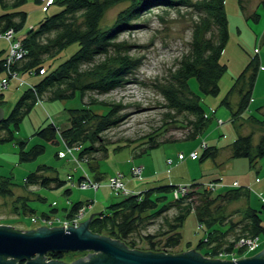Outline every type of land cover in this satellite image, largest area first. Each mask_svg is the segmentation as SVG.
Masks as SVG:
<instances>
[{"label":"rangeland","instance_id":"374dc122","mask_svg":"<svg viewBox=\"0 0 264 264\" xmlns=\"http://www.w3.org/2000/svg\"><path fill=\"white\" fill-rule=\"evenodd\" d=\"M129 4V1L124 0L108 7L99 21L101 29L112 26L118 13ZM15 9L26 12L23 27L18 33L13 32L15 37L19 38L28 29L36 27L43 17L60 11L62 3L52 0L46 5L44 0H26ZM224 9L227 16L228 39L221 53L220 62L225 63L227 68L218 78V92L216 94L202 93L198 89L195 78L191 76L188 79L189 88L200 96L198 101L206 116L203 131L192 138H186L189 126L185 123L183 112L177 113L167 109L160 93L170 82V70L174 69L180 55L186 52L192 39L193 26L197 24L200 14L194 9L184 7L179 10L165 11L161 8H153L139 17L134 22V26L117 32L118 40L127 42L130 54L139 61L138 65L128 72L119 85L106 93L98 94L89 90L83 97L85 102L95 99L98 102L120 105L110 115V118L116 119L115 125L100 133L101 140L109 141V152L106 157L98 161L99 169L103 172L98 189L80 188L75 183L76 179L82 175L81 167L82 165L85 167V163L78 159L82 164L79 168L75 162L77 159L74 157L77 156L74 146H69L60 135L55 138V142H49L37 137L34 133L37 128L49 122L55 123L59 128L67 127L69 125L68 109L83 107L79 92L77 91L74 97L69 99L42 97L33 103L18 127L13 129V139L0 142V181L5 180L6 184L10 183L11 185L8 184V186L12 191L11 195L0 194V224L17 229H35L42 225L64 227L60 221L68 219L65 213L71 202L76 200L82 201L83 206L85 205L83 213L77 220L82 222L89 217L90 213L95 212L91 215H97L106 210L111 202L120 198L118 193H114L115 191L106 185L108 175L120 171L121 179L128 190L127 194L120 195L137 193L141 191L139 190L141 188L166 183L174 184L176 187L185 186L186 191L181 193L182 195L191 189L194 182L202 183L211 193L244 186L248 206L257 212L259 222L264 227V154L256 158V162L250 163L246 157H229L228 147L237 134L252 132L254 141H257L258 136L264 132V122L260 124L256 120L247 119L249 113H255L257 106H261L258 119L264 115V37L262 35L264 5L262 0H224ZM253 11L258 14L257 20L250 17ZM7 47L8 41L0 37V58L5 57ZM76 47L77 44L72 43L56 57L46 58L43 61L44 68L32 73H18L17 78H11L7 85L0 89L4 100L1 105L4 114H8L22 91L36 84L45 73L64 62ZM254 56L258 69L250 93L252 101L248 104L249 112L244 110L241 116L239 114L240 117L238 116L232 122L230 121L231 110H235L238 100L237 92L235 90L231 92L232 84L250 58ZM81 68L86 71L84 66ZM250 72L248 70L247 74ZM94 79V77H85L82 83L85 84ZM176 89L181 95V100L187 102L188 99H193L192 94L186 89L179 87ZM226 95H228L229 105L222 101ZM88 107H91V112L98 114V118L103 116L107 109V106L101 104ZM166 112L170 113L166 114ZM219 120H221L220 123ZM147 135L153 136L157 141L163 139L167 141L159 142L156 147L138 153L144 146L142 137ZM202 140L219 148L216 158L200 159L199 143ZM19 141L24 142V151L36 143H42L44 150L31 160H21ZM116 145L121 147L116 149L114 148ZM68 148H72L71 153L68 152ZM192 150H197L195 159L189 157ZM179 154L181 158L178 157ZM168 157L172 159L173 164L169 172H166L169 167L166 164ZM43 164L46 165L45 174L47 175H56L61 178L72 175L71 179H67L65 186L70 188L69 194L64 193V186L48 189L33 184L25 185L24 177L34 171L38 165ZM138 164L142 165V169L140 176L136 177L130 167ZM210 180L216 183L220 181L222 184L208 188L207 183ZM233 182H237V185L234 186L233 184L236 183ZM156 196L157 199L162 197ZM179 196H173V193L166 195L164 201L157 203V208ZM24 205L30 206L33 210H23ZM244 205V199L240 198L225 203V208L222 210L227 220L238 221L241 218L238 209L243 208ZM152 212H145L143 215ZM175 212L176 208L171 206L152 218L143 219L137 229L130 234L135 241L134 249L146 251L150 246L149 243L153 242L154 247L158 248L157 251L163 253L175 254L193 248L205 258L235 260L252 256L263 248L264 232H260L259 235L252 237L257 239V244L252 249H249L247 243L238 245L240 242L238 239L234 244V250L229 253L218 251L216 255L205 254V245L198 243L202 238L205 240V226L198 224L194 211L185 216L182 225L178 228L181 234L179 243L173 247H164L162 244L168 234L160 235L159 233L168 229L165 222ZM47 218L51 223L44 222ZM226 225L225 227L215 226L223 230ZM235 232H237L235 229L230 231L233 234ZM231 235L229 234V237ZM164 248L169 251L163 250ZM88 252L96 253L93 250H70L66 252L62 260L71 262L85 256ZM45 259L49 260L46 256ZM86 259L88 258H83V260Z\"/></svg>","mask_w":264,"mask_h":264},{"label":"trees","instance_id":"16d2710c","mask_svg":"<svg viewBox=\"0 0 264 264\" xmlns=\"http://www.w3.org/2000/svg\"><path fill=\"white\" fill-rule=\"evenodd\" d=\"M25 1L0 0V32L7 29H12L15 33L19 32L23 27L26 12L15 8H18ZM57 1L62 3L60 11L43 17L36 27L28 29L24 35L19 36L24 53L10 68L19 73H32L44 68L43 61L46 58L56 57L70 44L76 43L77 47L64 62L45 73L36 84H32L31 87L22 91L8 114H4V118L0 121V142L13 139V129L18 127L19 122L35 101L42 97L69 99L74 97L78 91L83 107L68 109L69 125L67 127L59 128L55 123L49 122L37 128L34 133L44 141L55 142V138L60 135L69 146L78 145L76 156L85 163L86 168L81 165L86 174L96 181L102 179L103 172L99 169L98 161L108 155L109 141L101 140L100 133L115 125L116 119L110 118V115L120 105L119 103L98 102L95 99H89L85 102L83 97L85 92L89 90L98 94L106 93L119 85L128 72L138 65L139 61L130 54L127 42L118 40V30H126L134 26V22L139 17L153 8H161L165 11L168 9L179 10L184 7L194 9L200 14L197 24L193 26L192 39L186 52L180 55L174 69L170 70V82L160 93L165 100L164 106L167 109L177 113L183 112L185 123L189 126L186 138H192L203 131L206 116L198 101L200 96L189 88L188 79L193 76L202 93L216 94L218 92V78L227 68L225 63L220 62L221 53L228 39L224 0H125L129 1L130 4L118 13L115 23L106 29H101L99 26L104 11L115 3L124 0ZM262 5H264V0H262ZM250 17L257 20V12L253 11ZM262 35L264 37V27ZM82 66L86 68V71L81 68ZM257 69L258 63L254 56L250 58L232 84L231 92L235 90L238 94L235 110H231L230 121L232 122L239 114L241 116L244 110L249 112L248 104L252 101L250 93ZM4 70V59L0 58V74H3ZM248 70L251 71L249 74H247ZM85 77H94L95 79L84 84L82 79ZM176 87L189 91L193 99H188L187 102L181 100V95ZM222 101L229 105L228 95ZM3 102V94L0 92V106ZM96 104L107 106L108 109L99 118L98 114L91 112V107H88ZM260 108L261 106L255 107V113H249L247 119L256 120L262 124L264 115L260 119L257 117ZM169 113L166 112V114ZM59 130L60 134H58ZM142 139H144V146L138 153L146 152L156 147L159 142L167 141V139L154 140L151 135L142 137ZM18 144L20 145L19 156L21 160H31L44 150L42 143H36L26 151H24L23 141H19ZM119 147L121 146L116 145L114 148ZM228 147L229 157H246L250 163L256 162V158L264 154V132L258 136L257 141H254L252 132L237 134ZM218 151L219 148L206 143L201 148L199 157L200 159L216 158ZM96 155L98 157H95ZM45 170L46 165H38L34 171L24 177L25 185L33 184L48 189L66 186V177L50 176L45 174ZM69 176L72 177V175ZM83 177L82 174L76 179V182L82 181ZM8 184L5 183V180L0 181L1 195L12 194ZM192 185L187 193L159 208H157V203L164 201L166 195L172 193L176 185L171 183L157 184L141 188L139 189L141 191L137 193L117 194L120 196L117 201L111 202L106 210L92 216L89 230L111 239H118L126 247L133 249L135 241L130 237V234L134 229H137L140 222L173 206L176 208V212L165 222L168 229L159 233L160 235L168 234L162 244L164 247H173L179 243L181 234L178 228L182 225L185 216L191 211H194L198 224L205 226V240L202 238L203 240L198 242L199 245H205V254L216 255L218 251L229 253L234 250V244L240 237H253L264 232L257 212L248 206L246 187L240 185L237 188L211 193L208 189L206 190L202 183L194 182ZM63 190L65 194L70 193L69 187H65ZM156 195L162 197L157 199ZM239 198L245 201L243 208L238 209L241 218L231 222L227 220L222 209L225 208V203ZM81 205L83 202L79 200L71 202L65 215L71 217ZM22 209L25 211L27 209L28 211L33 210L30 206L26 207L25 205ZM150 211L153 212L143 215V213ZM225 224L227 225L223 230L215 226L222 227ZM233 229L237 231L234 234L230 233ZM229 234H232L231 237ZM149 245L147 250L157 252L158 248L154 247L153 242H150ZM163 250L169 251L165 248ZM66 252L51 250L45 256L48 259L62 260ZM17 264H21V262Z\"/></svg>","mask_w":264,"mask_h":264},{"label":"water","instance_id":"95a60500","mask_svg":"<svg viewBox=\"0 0 264 264\" xmlns=\"http://www.w3.org/2000/svg\"><path fill=\"white\" fill-rule=\"evenodd\" d=\"M3 118L4 110L0 106V121ZM92 213L77 226L17 229L0 224V264H264V243L262 250L254 255L235 260L205 258L193 248L175 254L129 249L118 239L91 232L88 226ZM51 250H93L96 253L88 252L71 262L46 260L45 254Z\"/></svg>","mask_w":264,"mask_h":264},{"label":"built area","instance_id":"2783aa9c","mask_svg":"<svg viewBox=\"0 0 264 264\" xmlns=\"http://www.w3.org/2000/svg\"><path fill=\"white\" fill-rule=\"evenodd\" d=\"M51 1L52 0H44V3L47 5V4L51 3ZM0 37H3L8 41V47L6 50V55L3 58L4 63H5V70H4V73L0 76V89H1L7 85L8 81L11 78H17V75L19 72L12 71L10 67L15 61H17L18 59H20L22 57L24 50L21 48L20 39L15 37L12 29H7L4 32H0ZM20 80H21V78H20ZM21 82H22V80H21ZM220 122H221V120H219V123ZM205 145H206L205 140L200 141V143H199L200 148L204 147ZM74 148L77 150L78 146H74ZM67 150L69 153L72 152V148H68ZM178 157L181 158V154H179ZM189 157L191 159L197 158V150H192L189 153ZM74 159H77V161L75 160V162L78 164V166L80 168L81 163L78 161V158L74 157ZM166 164H167V166H169V167H167L166 172H169V169H170L171 165L173 164V161L170 157L167 158ZM141 166L142 165L138 164V165H132L130 167L131 172L133 173L134 176H136V177L140 176V172L142 169ZM81 169L83 172L82 174L84 176L83 177L84 179H82V181H80V182H75L77 184V186L80 188L92 187L94 190H97L99 185H100V182L90 178L86 174L83 167H81ZM121 176H122V173L120 171H116L113 174L108 175L107 180H106V185H108L112 190H114L115 191L114 193L127 194L128 190L125 188V185L121 179ZM66 178L71 179L69 175H67ZM218 182L220 184H222L220 181H218ZM219 183H216L214 181H209L207 183V185H208V188L210 186H213V188H214L215 186H218ZM233 183H236V184H233ZM233 183L232 184L234 186L237 185V182H233ZM185 191H186L185 186H180V187L174 188L172 193H173V196H179V195H182L181 193H184ZM52 204H54L53 201H52ZM263 204H264V199H263ZM84 208H85V205L84 206L81 205L78 208V210H76L75 213L71 217H68V219H65V220H61L60 223H63L64 227H65V225L77 226V223H78L77 220H78L79 216H81V214L83 213ZM44 222L49 223L50 221L47 218V219H44ZM250 238H252V237H240L239 238L240 242L239 243L237 242V243H238V245H244V243H247L249 249H252L257 244V239L256 238L250 239Z\"/></svg>","mask_w":264,"mask_h":264}]
</instances>
